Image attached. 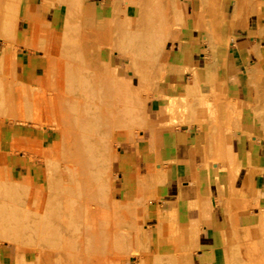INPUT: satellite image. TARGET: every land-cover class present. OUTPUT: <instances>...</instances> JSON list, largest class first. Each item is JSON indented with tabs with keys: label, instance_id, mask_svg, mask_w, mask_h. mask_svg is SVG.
<instances>
[{
	"label": "rangeland",
	"instance_id": "rangeland-1",
	"mask_svg": "<svg viewBox=\"0 0 264 264\" xmlns=\"http://www.w3.org/2000/svg\"><path fill=\"white\" fill-rule=\"evenodd\" d=\"M239 1L240 0H0V108H2L0 110V189L6 191L4 193L0 190L2 191L0 195L3 194L0 196V203L1 205L4 203L2 205L3 207L0 205L4 210V212L0 214L6 219L8 217L7 220H10L12 225H15H13V227L16 229L18 228V221L20 224L18 225L20 226V229L18 228L19 233H16L17 231L16 229L14 231V228H4L6 229L4 230L3 227L0 226V247H2L5 256L4 258H0V264H58L59 262L63 264H74L78 262L79 264L80 258H83L81 256L82 254L79 255L81 253V248L74 241L71 242V239L79 229V226L84 222L85 215L83 214V209L89 204H91L94 213L93 221H95L96 225L94 228L95 230H92V234L96 236L98 240H101L95 244L97 247L87 244L88 246L85 245V248L84 246L83 248L84 250L86 249L85 251H88L91 246L90 249L92 251L90 250L87 252L90 255L85 253L87 255L84 254V257L88 256L85 258H92L93 256V258H96L95 261L97 263L95 262V264H101V262L105 264V262L102 261L104 258V260L107 259L106 262L108 263L106 264H190L191 258L187 257V242L189 241L188 227L182 228L178 224V220L174 218V212L166 214L158 211L155 215H152V208H148V205L152 200L157 201L158 198L155 196L154 192L152 193L147 190L146 183L142 181V178H140L136 193L121 192L116 168L117 151L118 148L122 146V142L134 143L139 140L140 135L146 131H166L167 122L171 119L172 115H176L174 114L176 110L174 113L172 112L173 114L171 117H168L169 114L167 113L170 112L171 114L168 105L170 106L172 101H174L175 104L178 105V108L175 105V109L177 108V111L179 110L176 112L178 116L174 129L181 127L179 122L181 119L185 120L184 125L186 126L206 123V126H208L207 137L211 143L210 157L206 159L219 163L224 171L228 172L229 166L233 169L235 161L234 155H229L227 161L216 160L214 156L217 146L215 143L216 140H222L226 145V132L234 130V127L239 122V117L233 109L234 102L230 101L227 96L225 79L223 78L217 87V85H215L214 73L217 69L221 46L224 45V43L226 45L224 40L226 41L232 36L227 33L236 29V26L232 24L240 22V12H243V14L248 13L246 7H239ZM198 3L202 4L200 6L203 7L206 17L197 24L193 20L191 12L196 8ZM138 5H140V7ZM215 7L222 11L221 15L215 14ZM140 14L141 16L139 17ZM100 15L101 20H99ZM148 18L150 20H148ZM143 19L147 21H142ZM175 19H177V21ZM225 19H227L228 22L225 21ZM231 19L235 21L233 22ZM188 20L195 24H193L194 30L204 32L206 35L204 38L205 41H203V38L200 36L198 37L202 43L208 46V50L205 51L209 57L208 68L205 70L204 78H201L199 72L196 70H189V68L183 69L180 67L182 64L179 58L178 42L181 40V33L187 29ZM123 24L126 25V27ZM128 25L129 28H127ZM145 28L148 30L147 32H145ZM136 31L140 33L137 34ZM124 32L131 33L132 35H128ZM22 50L39 52L40 55L44 57V66L40 79L32 85L26 84L19 67L18 57L22 56ZM11 55H15V58L12 59ZM80 61H82L81 64ZM107 64L108 68L109 65L113 68V74L122 75L129 80L128 82L126 80V85L123 84L126 88V94L124 91L121 93L119 90V83L109 84L105 79L102 80L101 74L105 76V74L107 75L110 71L108 68L105 69ZM103 69L106 72L105 74ZM186 71H189L190 74L184 76L183 74ZM97 72H99V75ZM256 76L257 73L249 69L248 84H254ZM110 79L111 82H117L114 78ZM79 80L80 82H77ZM258 80L259 85L256 88L257 91H255V94L264 98V77L259 76ZM210 81L215 88L211 85ZM197 86H200L199 88L202 90L211 91V94L206 95L207 98L213 96L212 100L211 98L209 99V103H205L204 100L206 97H202V90ZM108 87L109 90H107ZM115 87L117 89H114ZM210 87H213L214 89H212L214 91H212ZM67 89H69V92ZM99 92L102 94H98ZM118 92L119 94L124 93V97L127 96L125 98L122 97L123 95L119 96ZM94 93L96 94L94 95ZM112 93H114V95H112ZM104 97L105 99H103ZM170 98H173V100ZM126 99L128 103L125 101ZM176 101H178V103ZM52 102L53 105L51 104ZM61 102L64 106L59 104ZM76 102L80 104L83 110L85 109L83 112H81V108H79V105L77 106ZM111 104L114 106L112 109H110ZM210 104L212 106H210ZM58 105L62 107L59 106L61 110ZM133 105H136L139 109H136ZM76 106L78 108L77 112H81L79 116L75 109ZM129 106H131V108ZM159 107L161 108L160 115H163L161 117L155 114V112L159 113ZM107 108L110 110L106 112V110H108ZM114 108L116 110L119 108L118 110L121 112H124L123 110L125 109L126 115L120 112L117 113L118 110L116 111ZM133 109H135V112L133 111V114L130 116V112ZM111 110L113 111L112 113ZM137 110L139 112H137ZM127 111L130 112L127 113ZM150 112H152V114ZM86 113L87 116L89 115L88 117L84 116ZM135 113L137 115H135ZM90 114L94 115L96 121ZM164 115L167 117L165 119L167 122L163 121L165 118ZM83 116L85 118H83ZM155 116H157V118ZM154 117L159 124L161 123L160 125L158 123H155V125L158 124L157 126L153 124L156 122ZM76 120H78L77 122H79V120L81 122L76 123ZM164 124L166 125V129H162ZM84 125L87 127H84ZM158 126H160L161 129H156ZM62 132H65L66 135L69 134L66 136L69 140L66 139L65 141V138L62 139V137H60ZM84 141L86 144H84ZM77 143L79 145H77ZM65 144L71 147H67ZM63 145L65 146L63 147ZM76 147L77 149L82 147V149H79L80 151L77 152L75 149ZM76 154L79 155L77 158ZM89 158L92 159L93 163ZM44 160L47 162L48 160L52 161V164L49 162L50 168L47 169V165L45 164L46 161ZM87 163L90 165H87ZM81 165L82 167H78ZM89 168L91 169L90 171ZM78 169L80 171L77 174H80V176L82 175L81 177L79 175L77 177L76 175ZM86 172L87 176L85 175ZM92 172L94 175L91 174ZM163 174L164 172L161 170L158 171V176L161 177ZM70 175H75L76 178ZM74 178L78 180V184ZM59 181H61V185H58ZM13 182L16 185L13 184ZM66 182L71 184L68 185ZM74 182L77 185L75 188H72L75 186V184H72ZM3 183L5 184L4 186L2 185ZM84 185L89 188H86ZM11 186L14 188H12L14 191L10 189ZM53 186H57V188L55 187V189ZM60 186L63 187L64 190ZM65 186L66 188H64ZM83 186L86 191H84L85 189ZM70 187L73 190L80 188L76 192L83 194L84 197L76 193L77 196L75 191H72ZM69 189L71 191H69ZM50 190H53V192ZM61 190L68 191L65 193ZM23 192H26L25 197L27 196V198H24ZM58 192L62 193L60 194L61 197ZM63 193L67 195L64 196ZM12 195L14 198L15 196L17 197L15 198L17 202L14 198H10ZM54 195L55 198H52ZM79 195L82 196V201H80V203L78 202L80 199L77 200ZM37 196L40 198H37ZM44 196H46L45 198L48 196V201L44 200ZM62 197L69 198L70 200H63ZM72 197L74 198L71 199ZM2 198H4V200ZM41 199H43L44 202ZM55 199L58 201V204H56ZM54 201L56 207L53 206ZM62 201H67L68 204L71 205L69 206L67 202H64L66 206ZM70 201L72 202L70 203ZM13 202H15V204ZM41 202L44 208L41 206ZM73 202H78L79 205L76 203L77 206H75L74 203L73 207H71ZM208 202L209 199L207 198H198L197 200L189 202V208H199L201 210L211 209L212 205ZM248 202V199L236 200L230 198L227 200L229 207L236 210L244 208ZM47 203L48 205H46ZM44 204L46 205V209ZM62 205L65 210L67 207H70V210L68 208L67 211L63 210ZM50 207L52 209L55 207L58 210H52ZM78 207H80L79 209H81V211L77 209ZM24 209L27 210V212L24 211ZM60 209L63 210V213L59 211ZM35 210H45L43 213L45 215L47 214L43 220L45 221L46 219V224L42 223L43 221H38L39 224L41 223L40 228L36 226L38 224L37 221H35V226L32 224L33 222H30L32 216L31 211L34 213ZM68 210L71 212L73 211V214H71V212L68 213ZM49 211L51 213H49ZM56 213H58V216L64 218L66 216V219H68L64 221V223L63 220L58 221V219L60 220L61 218H57ZM80 213L81 217L79 216ZM5 214L8 215L5 216ZM26 214H28V217ZM10 216L14 217L11 218ZM23 216L25 217L26 223ZM47 217H49L48 219L52 222L51 224L48 222L49 220H47ZM20 218L22 219L21 222ZM12 219L14 222H12ZM67 221L68 223H66ZM69 221H72L73 224ZM258 221L263 222L259 223ZM258 221L254 227L241 230L240 236L244 242L239 245V250H246L247 258H239L240 264H245L250 258H262V256L264 258V252L263 254H259V249L254 245L255 240L264 238V209L260 211ZM25 224L26 227L28 225V229L25 228ZM53 224L54 226L50 228V225ZM47 225L50 228V231L48 230L50 233H48L47 230L44 232V229L48 228ZM55 225L59 227L55 228ZM41 226H43L42 229L44 234H47V236L51 234L50 237L55 236V238L52 237L51 242L48 243H39L40 247L39 245L36 246L37 239L35 238L39 240L38 236L43 234L40 232L42 230ZM33 227H35V229ZM73 228L76 230L74 231ZM10 230L12 231L11 234H9ZM33 230L36 232H33ZM108 230L110 231L109 234H112H110L112 238H110L111 236H109V234V237L106 236ZM7 231H9V233ZM13 231L15 233H13ZM54 231L57 236L53 235V233L55 234ZM198 232L200 233V231ZM21 233L25 237L24 243L29 242L30 244L23 243V235ZM58 233H61L59 237ZM12 234L16 236V238L13 236L15 240L21 238L20 240L23 244L21 245V243H19L18 245V240L14 242V240H12ZM103 234H105L106 237H104ZM61 235L65 236H63L65 241L67 240L66 237L68 239L70 238V242L67 241L68 243H66L62 241L63 237H61ZM113 235L116 237H113ZM31 238H33L36 247L33 245ZM108 238L110 240H108ZM55 239H57V241ZM249 239L253 242L252 245L248 247L245 241ZM107 240L110 242L106 243ZM52 242H54V244ZM60 243H65L67 248L65 246L62 247ZM55 244L56 246L58 245V247L59 245L61 246L59 247L61 248L60 250L67 249V251L62 252L57 247L59 253L58 250L55 249ZM108 244H110V246ZM48 245L51 246L53 250L47 248L49 247ZM106 245L109 247L106 248ZM99 246H103L101 250ZM93 247L94 249H92ZM95 248L98 249L97 252L99 250L102 251L104 248L103 253L101 252V254L99 251L97 256ZM77 251L79 253H77ZM93 254H95V256ZM58 255L60 258H63L61 261L60 259L57 260V258H59ZM55 258L57 262L59 261L58 263H55ZM74 260L75 262H73Z\"/></svg>",
	"mask_w": 264,
	"mask_h": 264
},
{
	"label": "crops",
	"instance_id": "crops-1",
	"mask_svg": "<svg viewBox=\"0 0 264 264\" xmlns=\"http://www.w3.org/2000/svg\"><path fill=\"white\" fill-rule=\"evenodd\" d=\"M241 6L248 13L240 12V22L232 24L236 29L227 33L232 36L221 46L214 73L217 87L225 79L227 96L235 100L233 109L239 117L235 129L225 134L227 153L235 158L232 172L206 159L211 152L206 123L172 131L149 130L134 143L122 142L117 151L121 192L136 193L142 178L147 190L158 198L148 205L152 215L174 212L178 224L188 227L190 264H240L239 258H247L246 250H239L244 242L241 230L254 227L264 209V98L255 94L259 76L264 77V0H240ZM187 25L178 42L180 67L196 70L204 78L208 46L198 37L205 41L206 35L194 30L192 21ZM22 51L19 67L26 84L32 85L40 79L44 57ZM249 69L257 73L254 84H248ZM159 170L164 172L161 177ZM198 198L209 199L212 208H189V202ZM230 198L249 202L236 210L227 204ZM252 242L245 241L248 247ZM254 245L263 254L264 238ZM4 257L0 247V258Z\"/></svg>",
	"mask_w": 264,
	"mask_h": 264
},
{
	"label": "bare ground",
	"instance_id": "bare-ground-1",
	"mask_svg": "<svg viewBox=\"0 0 264 264\" xmlns=\"http://www.w3.org/2000/svg\"><path fill=\"white\" fill-rule=\"evenodd\" d=\"M158 2H159V1H158ZM143 3H144V2H143ZM145 3H148V2H145ZM156 3H157V2H156ZM158 4H159V3H158ZM171 4H172V3H171ZM152 5H153V4H152ZM200 5H202V4H199V3H198L197 6H196V8L191 12V13H192V18H193V20L195 21V23H197V24L200 23V22H201L203 19H205V17H206V15L204 14L203 7H201ZM138 6L140 7V5H138ZM145 6H146V5H145ZM174 6H175V5H174ZM146 8H147V7H146ZM140 9H141V8H140ZM175 9H176V8H175ZM149 10H150V9H149ZM140 11H141V10H140ZM159 11H160V10H159ZM161 11H163V10H161ZM177 11H178V10H177ZM149 12H150V11H149ZM155 12H156V11H155ZM221 12H222V11L219 10V8L217 9V8L215 7V14H220V15H221ZM151 13H152V12H151ZM151 13H150V14H151ZM160 13H161V12H160ZM172 13H173V11H172ZM144 14H145V13H144ZM158 14H159V13H158ZM167 15H168V14H167ZM140 16H141V14L139 15V17H140ZM146 16H147V14H146ZM146 16H145V17H146ZM174 16H175V15H174ZM123 17H124V16H123ZM143 17H144V15H143ZM138 19H139V18H138ZM99 20H101V15H100ZM113 20H114V19H113ZM115 20H116V19H115ZM121 20H122V19H121ZM148 20H150V19L148 18ZM175 20L177 21V19H175ZM139 21H140V20H139ZM142 21H145V22H146L147 20H144V19H143ZM115 22H116V21H115ZM121 22H122V21H121ZM127 22H128V21H127ZM143 23H144V22H143ZM147 23H148V22H147ZM147 23H146V24H147ZM126 24H127V23H126ZM138 24H139V23H138ZM193 24H194V23H193ZM116 25H117V23H116ZM119 25H121V24H119ZM119 25H118V26H119ZM123 25H124V24H123ZM123 25H122V26H123ZM135 25H136V24H135ZM143 25H145V24H143ZM194 25H195V24H194ZM207 25H208V24H207ZM124 26L126 27V25H124ZM150 26H151V25H150ZM150 26H149V28H150ZM114 27H116V26H114ZM145 27H146V26H145ZM127 28H129V25H128ZM147 28H148V27H147ZM149 28H148V29H149ZM206 28H207V27H206ZM134 29H135V28H134ZM166 29H167V27H166ZM121 30H122V29H121ZM138 30H139V29H138ZM138 30H137V31H138ZM144 30H145V32L148 31V30H146V28H145ZM122 31H124V30H122ZM137 31H136V33H137ZM124 33H127V32H124ZM124 33H123V34L121 33V34H122V35H125ZM133 33H135V32H133ZM136 33H135V34H136ZM139 33H140V32H139ZM139 33H137V34H139ZM118 34H119V33H118ZM118 34H117V35H118ZM127 34L129 35V34H131V33H127ZM141 34H142V33H141ZM109 35H110V34H109ZM112 35H113V34H112ZM114 35H115V34H114ZM117 35H116V36H117ZM131 35H132V34H131ZM133 35H134V34H133ZM116 36H115V37H116ZM135 36H136V35H135ZM191 36H192V35H191ZM108 39H109V38H108ZM126 43H127V41H126ZM110 44H111V43H110ZM125 46H126V45H125ZM110 47H111V46H110ZM98 48H99V47H98ZM118 48H119V47H118ZM124 50H126V49H124ZM125 52H126V51H125ZM123 55H124V54H123ZM129 55H130V54H129ZM11 56H12V55H11ZM14 56H15V55H13L11 58L14 59V58H15ZM78 59H79V58H78ZM81 60H82V59H81ZM13 62H14V61H13ZM81 62H82V61H80V64H81ZM83 63H84V61H83ZM83 63H82V65H83ZM102 63H103V62H102ZM85 64H86V63H85ZM100 64H101V63H100ZM104 67H105V65H104ZM107 68H108V64H107V67H106L105 69H107ZM108 69H109L110 71H109V73H107V75L105 74L106 72H105L104 69H103L105 76H104L103 74H101V78H102V80L105 79L106 81L109 82V84H111V83H112V84H113V83H114V84H115V83L118 84V83H119V85H120V86H119V90L121 91V93H122L123 91H124V93H125V89H126V88H125L124 85H126L125 83H127L129 80L126 79V78H125L124 76H122V75H118V74L115 75V74H113V73H112L113 68H112L110 65H109V68H108ZM86 70H87V69H86ZM95 72H96V71H95ZM97 73H98V75H99V72H97ZM118 73H119V72H118ZM140 73H141V72H140ZM68 76H69V75H68ZM78 78H79V77H78ZM110 78H114L115 80H117V82H116L115 80H114L115 82H111V79H110ZM74 79H75V78H74ZM81 80H82V79H81ZM105 80H104V81H105ZM126 80H127V82H126ZM191 80H192V79H191ZM191 80H190V81H191ZM197 80H198V79H197ZM211 80H212V79H211ZM112 81H113V80H112ZM77 82H80V80L77 81ZM81 82H82V81H81ZM86 82H87V81H86ZM86 82H85V83H86ZM88 82H89V81H88ZM191 82H192V81H191ZM210 82H211V81H210ZM193 83H194V81H193ZM195 83H196V82H195ZM95 84H96V83H95ZM107 84H108V83H107ZM123 84H124V85H123ZM191 84H192V83H191ZM191 84H190V85H191ZM83 85H84V84H83ZM83 85H82V86H83ZM85 85H86V84H85ZM88 85H89V84H88ZM128 85H129V84H128ZM196 85H197V84H196ZM211 85H212V82H211ZM211 85H210V86H211ZM82 86H81V88H82ZM112 86H113V85H112ZM208 86H209V85H208ZM212 86H213V85H212ZM89 87H90V86H89ZM102 87H103V85H102ZM128 87H129V86H128ZM197 87L199 88L200 86H197ZM213 87H214V86H213ZM213 87H210V88L212 89ZM92 88H93V87H92ZM189 88H190V87H189ZM206 88H207V87H206ZM214 88H215V87H214ZM214 88H213V89H214ZM71 89H72V87H71ZM71 89H70V91H71ZM105 89H106V88H105ZM111 89H112V88H111ZM111 89H110V90H111ZM114 89H117V88L115 87ZM199 89L202 90L201 88H199ZM199 89H198V90H199ZM213 89H212V91H214ZM217 89H218V88H217ZM217 89H216V90H217ZM222 89H223V87H222ZM68 90H69V89H67V91H68ZM72 90H73V89H72ZM83 90H84V89H83ZM95 90H96V89H95ZM107 90H109V87H108ZM119 90H118V91H119ZM200 90H199V91H200ZM84 91H86V90H84ZM99 91H100V90H99ZM65 92H66V91H65ZM68 92H69V91H68ZM71 92H72V91H71ZM79 92H80V91H79ZM79 92H78V93H79ZM130 92H131V91H130ZM216 92H218V91H216ZM216 92H214V93H216ZM100 93H101V92H99L98 94H100ZM114 93H115V92H114ZM114 93H112V95H114ZM124 93H123V94H124ZM212 93H213V92H212ZM95 94H96V93H94V95H95ZM101 94H102V93H101ZM104 94H105V93H104ZM116 94H117V93H116ZM118 94H119V92H118ZM123 94H119V96H120V95H123ZM125 94H126V93H125ZM130 94H131V93H130ZM159 94H160V93H159ZM201 94H203L202 97H206L205 100H204L205 103H209L208 101H210V100H209L210 98H211V100H212V97H213V96H210V98H207V96H206L207 94H211V91H208V90H204V89H203L202 92H201ZM66 95H67V94H66ZM110 95H111V94H110ZM112 95H111V96H112ZM131 95H132V94H131ZM131 95H130V96H131ZM160 95H161V94H160ZM107 96H109V95H107ZM117 96H118V95H117ZM126 96H127V95H126ZM126 96H125V97H126ZM128 96H129V94H128ZM132 96H133V95H132ZM214 96H215V95H214ZM122 97H124V95H123ZM122 97H121V99H122ZM125 97H124V98H125ZM134 97H135V96H134ZM134 97H133V98H134ZM160 97H161V96H160ZM217 97H218V96H217ZM106 98H107V97H106ZM116 98H119V97H116ZM62 99H63V98H62ZM103 99H105V97H104ZM109 99H111V98H109ZM109 99H108V100H109ZM128 99H129V98H128ZM136 99H137V97H136ZM170 99L173 100V98H170ZM175 99H176V100H179L178 98H175ZM203 99H204V98H203ZM56 100H57V99H56ZM60 100H61V99H60ZM60 100H59V101H60ZM100 100H102V99H100ZM115 100H116V99H115ZM118 100H119V99H118ZM57 101H58V100H57ZM62 101H63V100H62ZM64 101H66V100H64ZM95 101H96V100H95ZM112 101H113V100H112ZM125 101L127 102V99H126ZM137 101H138V100H137ZM233 101H235V100H233ZM78 102H79V101H78ZM176 102L178 103V101H176ZM73 103H74V102H73ZM80 103H81V102H80ZM95 103H96V102H95ZM103 103H105V102H103ZM127 103H128V102H127ZM129 103H131V102H129ZM51 104L53 105V102H52ZM59 104H61V106H64V104H63L62 102L59 103ZM62 104H63V105H62ZM76 104H77V102H76ZM84 104H85V103H84ZM84 104H82V105H84ZM92 104H93V102H92ZM105 104H106V103H105ZM137 104H138V103H137ZM232 104H233V103H232ZM74 105H75V104H74ZM78 105H79V108H81V106H80L79 103L77 104V106H78ZM85 105H86V104H85ZM85 105H84V107H86ZM94 105H95V104H94ZM102 105H103V104H102ZM175 105H176L175 102L172 101L171 105H170V106L168 105V107H169L168 109H170L171 114H170V112H167V113L169 114L168 117H171V115H172V114L174 113V111L176 110L175 113H174V114H176L175 116L172 115L171 119H170L168 122L165 120V119L167 118V117H165L166 115H164L165 118L162 117V118H164L163 121H166V122H167V126H166L165 124H164V127L162 126V129H164L165 126H166V128H167V129L165 128L166 131H172V130H174L175 123H176V119H177V116H178L176 112L179 111V110L177 111L178 105H176V106H177L176 109H175V107H176ZM59 106H60V105H58V107H59ZM61 106H60V107H61ZM77 106H76V108H75V109H76V112H77V110H78ZM92 106H93V105H92ZM96 106H97V105H96ZM104 106H105V105H104ZM108 106H109V105H108ZM110 106H111L110 109H112V107H114V106H112V104H111ZM127 106H128V105H127ZM133 106H134V105H133ZM208 106H209V104H208ZM210 106H212V105L210 104ZM52 107H53V106H52ZM54 107H55V106H54ZM60 107H59V108H60ZM74 107H75V106H74ZM82 107H83V106H82ZM84 107H83V108H84ZM89 107H90V106H89ZM94 107H95V106H94ZM94 107H93V108H94ZM129 107L131 108V106H129ZM134 107H136V105H135ZM161 107H162V106H161ZM164 107H165V106H164ZM61 108H62V107H61ZM61 108H60V110H61ZM96 108H97V107H96ZM99 108H100V107H99ZM102 108H103V107H102ZM108 108H109V107H108ZM108 108H107V109H108ZM132 108H133V107H132ZM159 108H160V107H159ZM211 108H213V107H211ZM1 109H2V108H0V110H1ZM66 109H67V108H66ZM72 109L74 110L73 106H72ZM110 109L106 110V112L109 111ZM114 109H115V108H114ZM114 109H113V110H114ZM118 109H119V108H118ZM118 109H117V110H118ZM123 109H124V108H123ZM126 109H127V108H126ZM136 109H139V108L136 107ZM142 109H144V108H142ZM179 109H180V108H179ZM201 109H202V108H201ZM203 109H204V107H203ZM206 109H207V106H206ZM220 109H221V108H220ZM52 110H54V109H52ZM80 110H81V112H83L85 109L83 110V109L81 108ZM92 110H93V109H92ZM97 110H98V109H97ZM99 110H100V109H99ZM115 110H116V109H115ZM117 110H116V111H117ZM134 110H135V109H133L132 111L130 110L131 112L129 111V112H130V116L133 114L132 112H133ZM144 110H145V109H144ZM160 110H161V108L159 109V113H158V112H157V113L155 112V114H156V115H160ZM166 110H167V109H166ZM208 110L210 111L209 108H208ZM212 110H213V109H212ZM6 111H7V110H6ZM63 111H64V110H63ZM63 111H62V112H63ZM65 111H66V110H65ZM116 111H115V113H116ZM123 111H124L125 113H124V112H121L120 110H118L117 113L120 112V113H123V114L126 115V111H125V109H124ZM150 111H151V110H150ZM155 111H158V110H155ZM162 111H163V110H162ZM162 111H161V112H162ZM168 111H169V110H168ZM202 111H203V110H202ZM202 111H200V112H202ZM0 112H1V111H0ZM10 112H11V111H10ZM67 112H68V111H67ZM73 112H74V111H73ZM73 112H72V113H73ZM81 112H80V111L77 112V113H78V116H79V113H81ZM90 112H91V111H90ZM103 112H104V110H103ZM112 112H113V111L111 110V113H112ZM129 112L127 111V113H129ZM134 112H135V111H134ZM137 112H139V111L137 110ZM137 112H136V113H137ZM172 112H173V113H172ZM213 112H214V111H213ZM4 113H5V112H4ZM74 113H75V112H74ZM92 113H93V112H92ZM108 113H109V112H108ZM136 113H135V115H137ZM148 113H149V112H148ZM150 113L152 114V112H150ZM164 113H165V112H164ZM167 113H166V114H167ZM179 113H180V112H179ZM75 114H76V113H75ZM162 114H163V112H162ZM168 114H167V115H168ZM3 115H4V114H3ZM64 115H65V114H64ZM80 115H81V114H80ZM90 115H91V114H90ZM100 115H101V114H100ZM111 115H112V114H111ZM118 115H120V114H118ZM127 115H128V114H127ZM84 116H87V113H86ZM84 116H83V118H85ZM88 116H89V115H88ZM88 116H87V117H88ZM91 116H93V118H94V115H91ZM161 116H163V115H160V117H161ZM65 117H66V116H65ZM87 117H86V118H87ZM151 117H152V116H151ZM155 117L157 118V116H155ZM155 117H154V120H155ZM66 118H67V117H66ZM81 118H82V117H81ZM90 118H92V117H90ZM101 118H102V116H101ZM110 118H112V117H110ZM74 119H75V118H74ZM79 119H80V117H79ZM94 119H95V118H94ZM94 119H93V120H94ZM69 120H70V119H69ZM93 120H92V121H93ZM102 120H104V119H102ZM156 120H157V119H156ZM156 120H155V121H156ZM71 121H72V120H71ZM77 121H78V120H76V123L81 122L80 120H79V122H77ZM87 121H90V120H87ZM95 121H96V119H95ZM151 121H152V120H151ZM153 122H154V121H153ZM179 122H180V124H181L180 126H185V125H184L185 120H182V119H181ZM68 123H69V121H68ZM70 123H71V122H70ZM84 123H85V122H84ZM155 123H158V121L154 122L153 124L155 125ZM163 123H164V122H163ZM150 124H151V122H150ZM158 124H159V123H158ZM158 124H157V125H158ZM160 124H161V123H160ZM160 124H159V125H160ZM70 125H71V124H70ZM81 125H82V124H81ZM151 125H152V124H151ZM154 125H153V126H154ZM157 125H155V126H157ZM162 125H163V124H162ZM75 126H76V125H75ZM35 127H36V126H35ZM37 127H38V126H37ZM77 127H78V126H77ZM77 127H76V128H77ZM82 127H83V125H82ZM84 127H87V126L84 125ZM159 127H160V126H158V128L156 127V129H161V127H160V128H159ZM55 128H56V127H55ZM162 131H163V130H162ZM75 133H76V132H75ZM75 133H74V134H75ZM70 134H71V133H70ZM68 135H69V134H68ZM68 135H66L65 132H62V134H60V137H62V139L65 138V141H66V139H67L66 136H68ZM38 137H39V136H38ZM44 137H45V136H44ZM81 137H82V136H81ZM60 139H61V138H60ZM77 139H78V138H77ZM67 140H69V138H68ZM60 141H61V140H60ZM62 141H63V140H62ZM43 142H44V141H43ZM68 142H69V141H68ZM84 142H85V141H84ZM84 142H82V143H84ZM87 142H88V141H87ZM65 143H66V142H65ZM69 143H70V142H69ZM69 143H68V144H69ZM72 143H73V142H72ZM79 143H80V142H79ZM215 143L217 144V146H216V151H215V155H214V156H215V159H216V160H221V161H224V160L227 161V160H228V157H229V154L227 153V147H226V145L223 143L222 140H216ZM68 144H65V145L68 147V146L70 145V144H69V145H68ZM84 144H86V142H85ZM65 145H63V147H64ZM71 145H72V144H71ZM77 145H79V144L77 143ZM88 145H89V144H88ZM81 146H82V144H81ZM83 146H84V145H83ZM69 147H71V146H69ZM65 148H66V147H65ZM71 149H72V148H71ZM71 149H70V150H71ZM75 149H76L77 152H79V151H80L79 149H82V147H81V148H78V149H77V147H76ZM83 149H85V148H83ZM72 150H73V149H72ZM95 150H96V148H95ZM192 151H193V150H192ZM68 152H69V150H68ZM81 152H82V150H81ZM92 152H93V151H92ZM75 153H76V152H75ZM64 154H65V153H64ZM73 154H74V153H73ZM66 155H67V154H66ZM74 155H75V154H74ZM86 155H87V154H86ZM92 155H93V154H92ZM92 155H89V156H92ZM50 156H51V155H50ZM69 156H70V155H69ZM78 156H79V155L76 154V158H77ZM93 156H94V155H93ZM63 157H64V156H63ZM63 157H62V158H63ZM43 158H44V157H43ZM81 158H82V156H81ZM93 158H94V157H93ZM95 158H96V157H95ZM60 159H61V158H60ZM63 159H64V158H63ZM78 159H79V158H78ZM82 159H83V158H82ZM89 159H91V158H89ZM41 160H42V159H41ZM65 160H66V159H65ZM87 160H88V159H87ZM110 160H111V159H110ZM44 161H46V160H44ZM76 161H77V160H76ZM81 161H83V160H81ZM84 161H85V159H84ZM91 161H92V159H91ZM94 161H95V160H94ZM40 162H41V161H40ZM49 162H50V164H52V163H51L52 161H49V160H48V162L46 161V163H45V164L47 165V169L51 167L50 164H49ZM54 162H55V161H54ZM77 162H78V161H77ZM85 162H86V161H85ZM79 163H80V162H79ZM92 163H93V161H92ZM190 163H191V162H190ZM80 164H81V163H80ZM68 165H69V164H68ZM71 165H72V164H71ZM87 165H90V164L87 163ZM49 166H50V167H49ZM52 166H53V165H52ZM91 166H92V165H91ZM91 166H90V167H91ZM78 167H82V165H81V166H78ZM87 167H89V166H87ZM190 167H191V166H190ZM47 169H45V170H47ZM56 169H57V168H56ZM74 169H75V168H74ZM76 169H77V168H76ZM86 169H87V168H86ZM192 169H193V168H192ZM220 169H221V168H220ZM57 170H58V169H57ZM71 170H72V169H71ZM84 170H85V169H84ZM90 170H91V169L89 168V171H90ZM75 171H76V170H75ZM79 171H80V170L78 169V172H76L77 177H78V175L80 176V174H77V173H79ZM89 171H88V172H89ZM216 171H217V170H216ZM229 171L232 172V167H231V166H229ZM229 171H228V172H229ZM53 172H54V171H53ZM82 172H83V171H82ZM88 174H89V173H88ZM91 174H93V172H92ZM83 175H84V172H83ZM85 175L87 176V172H86ZM93 175H94V174H93ZM4 176H5V174H4ZM47 176H50V175H47ZM70 176H73V175H70ZM81 176H82V175H81ZM81 176H80V177H81ZM89 176H90V174H89ZM113 176H114V175H113ZM73 177H75V175H74ZM75 178H76V177H75ZM75 178H74V179H75ZM87 178H88V177H87ZM1 179H2V178H1ZM47 179H49V178H47ZM89 179H90V178H89ZM227 179H228V177H227ZM5 180H6V179H5ZM5 180H4V181H5ZM52 180H53V179H52ZM58 180H59V178H58ZM80 180H81V178H80ZM4 181H2V182H4ZM72 181H74V180H72ZM72 181H71V182H72ZM75 181H77V184H78V180L75 179ZM5 182H6V181H5ZM5 182H4V183H5ZM56 182H57V181H56ZM60 182H61V181H59L58 185H61ZM79 182H80V181H79ZM4 183L2 184L3 186L5 185ZM54 183H55V182H54ZM62 183H63V181H62ZM66 183H68V182H66ZM80 183H81V182H80ZM82 183H83V182H82ZM7 184H8V183H7ZM9 184H10V183H9ZM13 184H15V183L13 182ZM13 184H12V186H13ZM70 184H71V183H68V185H70ZM72 184H75V182L72 183ZM77 184H75L74 187H72V186H71V187H72V188H75ZM84 184H85V183H84ZM89 184H90V183H89ZM15 185H16V184H15ZM50 185H51V184H50ZM94 185H95V184H94ZM12 186L10 187V189H12V188L14 187V186H13V187H12ZM80 186H81V184H80ZM80 186H79V187H80ZM84 186H85V185H84ZM84 186H83V188H84ZM95 186H96V185H95ZM8 187H9V186H8ZM20 187H21V186H20ZM55 187L57 188V186H55ZM55 187L53 186V188H55ZM58 187H59V186H58ZM60 187H61V186H60ZM71 187H70V189H71ZM77 187H78V186H77ZM85 187H86V186H85ZM93 187H94V186H93ZM0 188H1V187H0ZM2 188H3V187H2ZM17 188H18V187H17ZM56 188H55V189H56ZM61 188L63 189V187H61ZM64 188H66V186H65ZM67 188H68V186H67ZM83 188H82V189H83ZM86 188H89V187H86ZM96 188H97V186H96ZM6 189H7V188H6ZM10 189H7V190H10ZM13 189H14V188H13ZM13 189H12V191H14ZM15 189H16V188H15ZM48 189H49V188H48ZM59 189H60V188H59ZM70 189H69V191H71V190H72V191H75V194H76V193L81 194V193H79V192H76V191H77L78 189H80V188H78L77 190H73V189L70 190ZM84 189H85V188H84ZM91 189H92V188H91ZM0 190H2V189H0ZM53 190H54V189H53ZM53 190H50V191L53 192ZM63 190H64V189H63ZM63 190H61V191H63ZM89 190H90V189H89ZM2 191H3L4 193L6 192V191H4V190H2ZM2 191H0V192H2ZM12 191H11V192H12ZM57 191H59V190H57ZM61 191H60V192H61ZM67 191H68V190H65V191H63V192L66 193ZM80 191H81V190H80ZM84 191H86V189H85ZM93 191H94V190H93ZM96 191H97V190H96ZM8 192H10V191H8ZM16 192H18V191H16ZM20 192H21V190H20ZM55 192H56V191H55ZM55 192H54V193H55ZM89 192H91V191H89ZM18 193H19V192H18ZM23 193H24V192H23ZM38 193H39V192H38ZM47 193H48V192H47ZM58 193H59V192H58ZM70 193H71V192H70ZM82 193H83V192H82ZM87 193H88V192H87ZM87 193H86V194H87ZM91 193H92V192H91ZM11 194H12V193H11ZM15 194H16V193H15ZM25 194H26V192L24 193V198H27V196L25 197ZM50 194H51V193H50ZM60 194H62V193H59V196H60ZM63 194H64V193H63ZM89 194H90V193H89ZM2 195H3V194H2ZM2 195H0V196H2ZM5 195H6V194H5ZM45 195H46V194H45ZM48 195H49V194H48ZM52 195H53V194H52ZM55 195H58V194H55ZM55 195H54V197H52V198H55ZM65 195H67V194H64V196H65ZM68 195H69V194H68ZM73 195H74V193H73ZM76 195H77V194H76ZM81 195L83 196V194H81ZM81 195H79V197H77V200L80 199V200L78 201L79 203H80V201H82V199H81L82 196H81ZM84 195H85V194H84ZM19 196H20V195H19ZM22 196H23V195H22ZM39 196H40V195H39ZM39 196H37V198H40V197H41V196H40V197H39ZM42 196H43V195H42ZM49 196H50V195H49ZM77 196H78V195H77ZM80 196H81V197H80ZM5 197H7V196H5ZM20 197H21V196H20ZM45 197H46V196H44V198H45ZM57 197H58V196H57ZM60 197H61V196H60ZM60 197H58V198H60ZM68 197H69V196H68ZM74 197H75V196H74ZM74 197H72L71 199H73ZM83 197H84V196H83ZM92 197H93V196H92ZM10 198H14L13 195H12V197H10ZM15 198H17V197L15 196ZM15 198H14V199H15ZM18 198H19V197H18ZM52 198H51V200H52ZM62 198H63V200H64V199H66V200L69 199V198L67 199L66 197H65V198L62 197ZM62 198H61V200H62ZM85 198H86V197H85ZM94 198H95V197H94ZM2 199L4 200V198H2ZM48 199H49V198H48V196H47V198H45L44 200H45V201H46V200L48 201ZM91 199L94 200L93 198H91ZM8 200H9V199H8ZM8 200H6V201H8ZM21 200H22V199H21ZM34 200H36V199H34ZM34 200H33V201H34ZM38 200H40V199H38ZM41 200L44 202L43 199H41ZM69 200H70V199H69ZM69 200H68V201H69ZM15 201H16V199H15ZM19 201H20V200H19ZM24 201H25V200H24ZM24 201H23V202H24ZM49 201H50V200H49ZM55 201H56V199H55ZM55 201L53 202L54 205H53V204H51V205H53V206L56 207V205H55ZM83 201H84V199H83ZM88 201H89V200H88ZM0 202H1V200H0ZM2 202H3V201H2ZM16 202H17V201H16ZM23 202H22V203H23ZM39 202H40V201H39ZM50 202H51V201H50ZM57 202H58V201H56V204H58ZM62 202H63V201H62ZM64 202H67V201H64ZM64 202H63V203H64ZM71 202H72V201H70V203H71ZM78 202H76L77 205H79ZM85 202H86V201H85ZM90 202H91V201H90ZM11 203H12V202H11ZM13 203L15 204V202H13ZM31 203H32V202H31ZM48 203H49V202H48ZM48 203H47L46 205H48ZM59 203H60V202H59ZM74 203H75V202L72 203V206H71V207H73V204H74ZM76 203H75V206H77ZM3 204H4V203H2V205H3ZM24 204H25V203H24ZM49 204H50V203H49ZM64 204H65V203H64ZM64 204H63V205H64ZM67 204H68V202H67ZM84 204H85V203H84ZM0 205H1V203H0ZM2 205H1V206H2ZM11 205H12V204H11ZM33 205H34V204H33ZM44 205H45V204H44ZM46 205H45V209H46ZM63 205H62V206H63ZM65 205H66V204H65ZM65 205H64V206H65ZM68 205L70 206L71 204H68ZM4 206H6V205H4ZM25 206H26V205H25ZM25 206H22V207H25ZM38 206H39V205H38ZM41 206H42V202H41ZM53 206H52V207H53ZM58 206H61V205H58ZM64 206H63V210H65ZM66 206H67V205H66ZM66 206H65V207H66ZM81 206H82V205H81ZM2 207H3V206H2ZM2 207H0V208H1V209H0V213H1V214L4 212V210H3ZM30 207H31V206H30ZM42 207L44 208V206H42ZM48 207H49V206H48ZM55 207H54L53 209L58 210V209L55 208ZM11 208H12V207H11ZM59 208H60V207H59ZM67 208H68V207H67ZM67 208H66L65 211H67ZM69 208H70V207H69ZM69 208H68V209H69ZM79 208H80V207H78L77 209H79ZM82 208H83V207H82ZM25 209H26V208H25ZM25 209H24V211L27 212V210H25ZM39 209H40V207H39ZM48 209H49V208H48ZM50 209H52V208L50 207ZM53 209H52V210H53ZM73 209H74V208H73ZM73 209H72V210H73ZM1 210H3V211H1ZM19 210H20V209H19ZM37 210H38V208H37ZM63 210L60 209L59 211H61V212L63 213ZM69 210H70V209H69ZM69 210H68V213L71 212V211H69ZM79 210L81 211V209H79ZM83 210H84V211H83V214L85 215V216H84V222H83L82 224H81L80 222H77V223H80L81 225H80V226L78 225V226H79V229H78L77 232L75 233L74 237L71 239V242L74 241V242L77 243V244L80 246V248H81V249H80V250H81V253H80L79 255L82 254L81 256H82L83 258H80V260H79L80 263H79V264H95V262H96V261H95L96 258H93V256H92V258H90V257H89V258H85V257H88V256H85V257H84V254L91 250V249H90L91 246H90V248H89L88 251H85L86 249L84 250V248H85V245H87V244H88V245L91 244V245H94V246L97 247V245H95V244H97L98 241L101 240V239L98 240V238L92 234V230H95L94 228H95L96 225H95V221H93V214H94V213H93V210H92V208H91V204H89L88 206H86ZM6 211H7V210H6ZM20 211H21V210H20ZM28 211H29V210H28ZM44 211H45V210H43V211H42V210H41V211H40V210H39V211H36V210H35L34 213L31 211V215H32V216H31V219H30L31 221H30V222H31V223L33 222L32 224L34 225V224H36L35 221H37V222H38V221H39V222L43 221V220H44V217L47 215V214L45 215V214L43 213ZM76 211H77V210H76ZM80 211H79V212H80ZM21 212H22V211H21ZM29 212H30V211H29ZM29 212H28V213H29ZM61 212H60V213H61ZM72 212H73V211H72ZM72 212H71V214H73ZM74 212H75V210H74ZM77 212H78V211H77ZM45 213H46V212H45ZM49 213H51V212L49 211ZM54 213H55V211H54ZM62 213H61V215H62ZM1 214H0V226L3 227V229H4V228H14L13 230L15 231L16 228L13 227L14 224L12 225L11 221H10V220H7L8 217H7V219H6V218H5L4 216H2ZM56 214H57V218L60 217V216H58V213H56ZM75 214H76V213H75ZM7 215H8V214H5V216H7ZM29 215H30V214H29ZM52 215H53V214H52ZM20 216H21V215H20ZM24 216H25V214H24ZM24 216H23V217H24ZM26 216L28 217V214H26ZM53 216H54V215H53ZM53 216H52V217H53ZM63 216H64V215H63ZM68 216H69V215H68ZM68 216H67V217H68ZM76 216H77V215H76ZM79 216L81 217V213L79 214ZM10 217L12 218V217H14V216H10ZM18 217H19V216H18ZM23 217H22V218H23ZM70 217H72V216H70ZM70 217H69V218H70ZM80 217H79V218H80ZM15 218H16V217H15ZM48 218H49V217H47V220H49L48 222L51 224L52 222H50V219H48ZM50 218H51V214H50ZM60 218H61V219H60V220L58 219V221L63 220V223H64V221H66V220L68 219V218L66 219V216H65V218H64V217H60ZM62 218H64V219H62ZM75 218H77V217H75ZM13 219H14V218H13ZM13 219H12V222H14ZM55 219H56V218H55ZM82 219H83V218H82ZM21 220H22V219L20 218V222H21ZM69 220H70V219H69ZM74 220H75V219H74ZM78 220H79V219H78ZM15 221H18V220H15ZM24 221H25V217H24ZM45 221H46V219H45ZM45 221H43L42 223L46 224ZM27 222H28V221H27ZM34 222H35V223H34ZM39 222H38V224H39ZM69 222H72V221H69ZM258 222H259V221H258ZM262 222H263V221H261V222H259V223H262ZM25 223H26V221H25ZM31 223H30V225H31ZM61 223H62V222H61ZM63 223H62V224H63ZM66 223H68V221H67ZM259 223H258V224H259ZM15 224L17 225L16 222H15ZM22 224H23V223H22ZM28 224H29V223H28ZM38 224H37L36 226H38V227L40 228V224H41V223H40L39 225H38ZM55 224H56V223H55ZM70 224H71V223H70ZM72 224H73V222H72ZM74 224H75V223H74ZM18 225H20V224H19V221H18ZM18 225H17V227L19 228L20 226H18ZM33 225H32V226H33ZM42 225H43V224H42ZM48 225H49V224H48ZM48 225H47V227H48ZM67 225H68V224H67ZM75 225H76V224H75ZM14 226H15V225H14ZM34 226H35V225H34ZM50 226H51L50 228H52V226H54V224H53V225H50ZM69 226H70V225H69ZM27 227H28V225H27ZM27 227H26V224H25V228H26V229H28ZM29 227H30V226H29ZM42 227H43V226H41V229H42ZM44 227H45V225H44ZM56 227H59V226L55 225V228H56ZM73 227H74V226H73ZM18 228L16 229V231H17L16 233H19ZM21 228H22V227H21ZM33 228L35 229V227H33ZM33 228H31V229H33ZM39 228H38V229H39ZM48 228H49V227H48ZM48 228H47V229H44V232L47 230V232L50 233V232H49V231H50V228H49V229H48ZM68 228H71V227H68ZM19 229H20V228H19ZM41 229H40V230H41ZM58 229H59V228H58ZM4 230H6V229H4ZM11 230H12V229H11ZM11 230H10V233H9V231H7V232H8L9 234H11V232H12ZM48 230H49V231H48ZM54 230H55V229H54ZM73 230L75 231L76 229L73 228ZM14 231H13V233H15ZM34 231H35V230H33V232H34ZM36 231H37V229H36ZM36 231H35V232H36ZM55 231H57V230H55ZM55 231H54V232H55ZM59 231H60V230H59ZM62 231H63V230H62ZM2 232H5V231H2ZM2 232H1V233H2ZM25 232H26V231H25ZM40 232L43 233V229H42ZM109 232H110V231L108 230L106 236H108ZM112 232H113V231H112ZM26 233H27V232H26ZM28 233H29V232H28ZM114 233H116V232H114ZM21 234H22V233H21ZM30 234H31V233H30ZM33 234H35V233H33ZM38 234H39V232H38ZM58 234H59V235H58V237H59L61 233H58ZM72 234H74V233H72ZM95 234H96V233H95ZM105 234H106V233H105ZM105 234H103L104 237H106ZM110 234H111V233H110ZM110 234H109V236L112 235V234H111V235H110ZM22 235H23V234H22ZM27 235H28V234H27ZM27 235H26V236H27ZM50 235H51V234H50ZM50 235L47 236V234H44V233H43L42 235L38 236V237H39V240H38V238H35V239H37V242H36L37 244H36V246L39 245V243H48V242H51V238H52V237L55 238V236L50 237ZM53 235H56V232H55V234L53 233ZM97 235H98V234H97ZM13 236H14V235L12 234V240H14V242H15L16 240H18V238L15 240L16 236H14L15 238H14ZM29 236H30V235H29ZM56 236H57V235H56ZM63 236H64V235H63ZM63 236L61 235V237H63ZM103 236L101 235L102 240H103ZM109 236H108V237H109ZM114 236H115V235H113V237H114ZM18 237H19V235H18ZM21 237H22V236H21ZM31 237H32V236H31ZM61 237H60V238H61ZM64 237H65V236H64ZM64 237L62 238V241L66 242V243L70 242V241H69L70 238L68 239V238L66 237L67 240L65 241V240H64V239H65ZM115 237H116V236H115ZM119 237H120V236H119ZM13 238H14V239H13ZM110 238H112V236H111ZM20 239H21V238H20ZM20 239L18 240V242L16 241V242L18 243V245H19V243H21V245L24 243V239H25L24 235H23V239H22V240H23V243L21 242ZM31 239H32V241H33V238H31ZM116 239H117V238H116ZM119 239H120V238H119ZM52 240H54V239H52ZM55 240L57 241V239H55ZM105 240H106V238H105ZM108 240H110V239L108 238ZM108 240L106 241V243H107V242H108V243L110 242V241H108ZM28 241H29V240H28ZM67 241H68V242H67ZM103 241H104V240H103ZM54 242H55V241H54ZM54 242H52V243L54 244ZM117 242H118V241H117ZM26 243L30 244L29 242H25L24 244H26ZM31 243H32V242H31ZM57 243H58V242H57ZM57 243H56V244H57ZM104 243H105V241H104ZM104 243H103V244H104ZM49 244H50V243H49ZM56 244H55V246H56ZM60 244H61V243H60ZM63 244H64V245H63ZM63 244H61L62 247L65 246V243H63ZM101 244H102V242H101ZM117 244H118V243H117ZM33 245H34V241H33ZM75 245H76V244H75ZM88 245H87V246H88ZM98 245H99V244H98ZM104 245H105V244H104ZM108 245L110 246V244H108ZM25 246H27V245H25ZM31 246H32V244H31ZM34 246H35V245H34ZM34 246H33V247H34ZM36 246H35V247H36ZM39 246H40V245H39ZM45 246H46V245H45ZM48 246H49V245H48ZM61 246L59 245V247H61ZM83 246H84V248H83ZM106 246H107V245H106ZM106 246H104V247H106ZM109 246H107L106 248H108ZM116 246H117V245H116ZM40 247H41V246H40ZM40 247H39V249H40ZM57 247H58V245H57L56 248H55L56 250H58V248H59V247H58V248H57ZM65 247L67 248V246H65ZM99 247H100V246H99ZM102 247H103V246L100 247V250H101ZM47 248H51V249H52L51 246H49V247H47ZM53 248H54V246H53ZM37 249H38V247H37ZM44 249H46V248H44ZM44 249H42V250H44ZM60 249H61V248H59V250H60ZM92 249H94V247H93ZM95 249H96V248H95ZM52 250H53V249H52ZM59 250H58V252H59ZM97 250H98V249H96L95 252H97ZM100 250H99V251H100ZM103 250H104V248L102 249V251H100V253H101V252L103 253ZM38 251H39V250H38ZM38 251H37V252H38ZM60 251H62V252H63V251H67V249H65V250H60ZM91 251H92V250H91ZM93 251H94V250H93ZM99 251H98V252H99ZM98 252H97V256H98ZM59 253H60V252H59ZM77 253H79V252L77 251ZM92 253H93V252H92ZM102 253H101V254H102ZM104 253H105V252H104ZM40 254H42V253H40ZM43 254H44V253H43ZM64 254H65V253H64ZM75 254H76V253H75ZM87 254L90 255L89 253H87ZM87 254H85V255H87ZM59 255H60V254H59ZM59 255H58L59 258H57V260L60 259V261H61L63 258H62V257L60 258L61 255H60V256H59ZM91 255H92V254H91ZM93 255L95 256V254H93ZM43 256H44V255H43ZM72 258H73V257H72ZM98 258H99V257H98ZM36 259H37V258H36ZM75 259H76V258H75ZM104 259H105V258H104ZM104 259H103L102 261H104L105 264L108 263V262H106L107 259H106V260H104ZM49 260H50V259H49ZM53 260H54V259H53ZM57 260H56V258H55V263L57 262ZM97 260H98V259H97ZM99 260H100V259H99ZM70 261H71V260H70ZM58 262H59V261H58ZM58 262H57V263H58ZM62 262H63V261H62ZM73 262H75V260H74ZM37 263H38V262H37ZM39 263H40V261H39ZM64 263H65V262H64ZM75 263H76V262H75ZM75 263H74V264H75ZM96 263H97V262H96ZM99 263H100V262H99ZM102 263H103V262H101V264H102ZM109 263H110V262H109ZM43 264H44V263H43ZM48 264H50V263H48ZM52 264H53V263H52ZM58 264H63V263H60V262H59ZM67 264H68V263H67ZM76 264H78V262H77ZM245 264H264V258H263V256H262V258H261V257H260V258H255V259L250 258V260H248V262H246Z\"/></svg>",
	"mask_w": 264,
	"mask_h": 264
}]
</instances>
